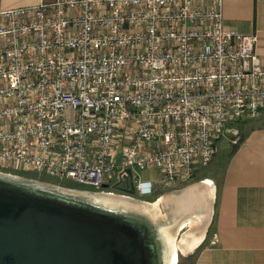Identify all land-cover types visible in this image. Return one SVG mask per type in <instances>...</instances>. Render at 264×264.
I'll return each mask as SVG.
<instances>
[{"label": "built area", "instance_id": "built-area-1", "mask_svg": "<svg viewBox=\"0 0 264 264\" xmlns=\"http://www.w3.org/2000/svg\"><path fill=\"white\" fill-rule=\"evenodd\" d=\"M223 3L41 0L1 11L0 170L134 185L145 197L191 181L228 126L264 115L258 34L228 27ZM149 169L157 175L145 179Z\"/></svg>", "mask_w": 264, "mask_h": 264}, {"label": "water", "instance_id": "water-1", "mask_svg": "<svg viewBox=\"0 0 264 264\" xmlns=\"http://www.w3.org/2000/svg\"><path fill=\"white\" fill-rule=\"evenodd\" d=\"M238 132L226 128L232 139ZM206 180L156 204L135 196L134 185L79 188L0 170V264H172L211 209L215 183L211 190Z\"/></svg>", "mask_w": 264, "mask_h": 264}, {"label": "crops", "instance_id": "crops-1", "mask_svg": "<svg viewBox=\"0 0 264 264\" xmlns=\"http://www.w3.org/2000/svg\"><path fill=\"white\" fill-rule=\"evenodd\" d=\"M40 2L0 0V12ZM223 14L228 27L258 34L257 51L264 62V0H224ZM224 137L233 140L230 134L225 133ZM156 175L155 170L149 169L143 177ZM212 176L218 181V189L215 184L205 232L195 248L185 254L195 252L206 239L191 264H264V125L247 133L221 176L217 170ZM212 223L213 229L207 235Z\"/></svg>", "mask_w": 264, "mask_h": 264}, {"label": "rangeland", "instance_id": "rangeland-1", "mask_svg": "<svg viewBox=\"0 0 264 264\" xmlns=\"http://www.w3.org/2000/svg\"><path fill=\"white\" fill-rule=\"evenodd\" d=\"M67 112H68L69 118L71 120H73L74 119V111L69 107ZM221 139H222V141H219L217 143V151L215 153V157H214L213 161H211V163L208 166L204 167L203 169H200L197 172V174L195 175V177L193 178V180H191L189 182H186V183H184L182 185H178L176 187L167 189V190H165L163 192H158V193L154 194V196L151 197V198H150V196L145 197V196H140L139 194H135V196H137L139 198H142V199L149 200L152 203H156L157 204V202H159V199L165 193H167V192H169V191H171L173 189H177V188H180V187H184V186H186V185H188L190 183H193L195 181H200V180H203V179H210V178L212 180V178H213L212 181H214V183L216 184V180L212 176L213 175V171L217 170L218 176L219 175L221 176V173H222L223 168H224V162H225V157L223 155H224V153H227L228 151H230L231 146L234 144V142L232 140H228L225 137H222ZM145 172H143V176H144ZM37 177L44 179V176L43 175H39L38 174ZM217 178H219V177H217ZM51 180H53V179H51ZM48 181H50V180H48ZM63 181H65V180H63ZM54 182H56V181H54ZM56 183H62V182L60 181V182H56ZM190 255H192V253H189V254L186 255L182 251V249H179L178 250V261H177V263H179V262H180V264H186V263H188L189 260L192 259V257H193V256H190Z\"/></svg>", "mask_w": 264, "mask_h": 264}, {"label": "trees", "instance_id": "trees-1", "mask_svg": "<svg viewBox=\"0 0 264 264\" xmlns=\"http://www.w3.org/2000/svg\"><path fill=\"white\" fill-rule=\"evenodd\" d=\"M258 120H262L261 123H258L257 121ZM264 125V115L260 118H249V117H245L243 119H241L237 124L236 126L239 128V131H240V140L239 142L237 143H234L232 146H231V149L230 151H228L227 153H224V157H225V162H224V167L226 165V163L228 162V160L230 159V157L236 152V150L238 149L240 143L246 138V135L247 133L254 129L255 127L257 126H263ZM219 141H222V139H219ZM224 141V140H223ZM215 157V156H214ZM214 159V158H213ZM213 161V160H212ZM224 169V168H223ZM21 174H25V175H28V176H33V177H37L38 174L35 173V172H19ZM44 176V179L45 180H50V181H56V182H60L61 180L59 179H56V178H52V177H49L47 175H43ZM53 179V180H51ZM193 180V179H192ZM53 181V182H54ZM62 183L61 184H64V185H68V186H72V187H79V188H89V189H92L89 185L87 184H84V183H79V182H75V181H70V180H65V181H61ZM216 184H217V189H218V181H216ZM126 188H120V189H117L115 190L116 192H124ZM154 195L150 196L153 197ZM213 229V223L211 224V226L209 227V230L207 232V235H209V233L211 232V230ZM206 244V239L197 247L196 251L192 253V255L190 256H193L192 259L189 260L188 263L186 264H191L193 263L197 256H198V253L199 251L203 248V246ZM180 264V262L178 263Z\"/></svg>", "mask_w": 264, "mask_h": 264}, {"label": "bare ground", "instance_id": "bare-ground-1", "mask_svg": "<svg viewBox=\"0 0 264 264\" xmlns=\"http://www.w3.org/2000/svg\"><path fill=\"white\" fill-rule=\"evenodd\" d=\"M206 183L210 185L211 187V190H213L214 188V183L211 179H207L206 180ZM205 220L206 219H201L200 222L197 223V230L199 231L198 233L199 234H196L195 236H188V235H185L182 239V243H181V247H178L176 246V250L174 252V257H173V260H172V264H176L177 261H178V251H177V248L178 250L179 249H182V251L184 253H187L189 251H191L192 249L195 248V246L199 243V241L201 240V238L203 237V228L205 226ZM177 245V244H176Z\"/></svg>", "mask_w": 264, "mask_h": 264}, {"label": "flooded vegetation", "instance_id": "flooded-vegetation-1", "mask_svg": "<svg viewBox=\"0 0 264 264\" xmlns=\"http://www.w3.org/2000/svg\"><path fill=\"white\" fill-rule=\"evenodd\" d=\"M123 188H124V187H123ZM125 188H126V187H125ZM118 189H120V188H118ZM115 190H117V189H115ZM135 194H138V193L136 192V189H135V193H134V195H135Z\"/></svg>", "mask_w": 264, "mask_h": 264}]
</instances>
